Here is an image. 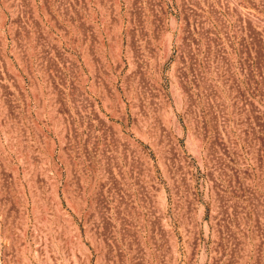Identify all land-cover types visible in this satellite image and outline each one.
<instances>
[{
  "label": "rangeland",
  "instance_id": "rangeland-1",
  "mask_svg": "<svg viewBox=\"0 0 264 264\" xmlns=\"http://www.w3.org/2000/svg\"><path fill=\"white\" fill-rule=\"evenodd\" d=\"M221 260L264 264V0H0V264Z\"/></svg>",
  "mask_w": 264,
  "mask_h": 264
},
{
  "label": "built area",
  "instance_id": "built-area-1",
  "mask_svg": "<svg viewBox=\"0 0 264 264\" xmlns=\"http://www.w3.org/2000/svg\"><path fill=\"white\" fill-rule=\"evenodd\" d=\"M187 164H188V162H186ZM230 192H229V190H228V194H229ZM234 211V208L232 207V206H230L229 207V211ZM249 213V208L246 206V214H248ZM229 220V219H228ZM229 221H231L232 223H233V226L236 224V217H235V215L234 214H232L231 216H230V220ZM223 251H226V250H223ZM224 260H221V262L219 263V264H224Z\"/></svg>",
  "mask_w": 264,
  "mask_h": 264
}]
</instances>
